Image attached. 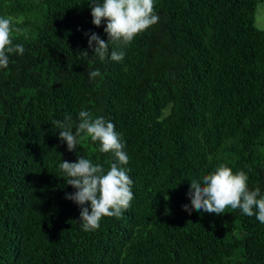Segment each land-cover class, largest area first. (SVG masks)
Segmentation results:
<instances>
[{
    "label": "trees",
    "instance_id": "16d2710c",
    "mask_svg": "<svg viewBox=\"0 0 264 264\" xmlns=\"http://www.w3.org/2000/svg\"><path fill=\"white\" fill-rule=\"evenodd\" d=\"M258 1L154 0L158 22L117 62L88 47L85 32L108 39L88 0H0V17L25 30L12 34L23 54L0 68V264H264L255 215L182 207L191 180L220 164L264 195ZM81 110L115 125L133 181L130 206L92 231L58 165L81 155L106 172L118 161L90 138L71 152L60 141L53 121L70 114L75 133Z\"/></svg>",
    "mask_w": 264,
    "mask_h": 264
},
{
    "label": "clouds",
    "instance_id": "9594fccd",
    "mask_svg": "<svg viewBox=\"0 0 264 264\" xmlns=\"http://www.w3.org/2000/svg\"><path fill=\"white\" fill-rule=\"evenodd\" d=\"M91 7L92 22L100 26L105 22L104 32L108 39L105 41L92 32H85L88 37V47L93 49L94 55L101 61L110 58L112 61H122L126 48L134 37L150 26L156 24L159 17L154 12V0H88ZM22 21H14L11 17H0V68H7L11 54H23L22 44L13 43L12 34L24 33L25 30L16 27ZM27 38V37H25ZM95 42V44H93ZM114 45L111 51L109 45ZM83 57H88L86 50L80 51ZM99 69L89 72V78L101 76ZM79 123L73 132L71 115L63 120H54L59 131V139L66 142L68 151H75L80 140L90 138L100 143L101 152H112L118 162L112 163L105 169L100 164L78 155L75 162L63 160L59 169L67 185L75 191L66 193L65 198L73 201L80 207L78 221L84 231L96 230L100 227V220L104 216L119 217L123 210L130 206L134 197L132 192L133 181L129 177V169L122 167L128 163V156L124 151L125 144L121 134L115 130L111 121L104 117L93 118L88 111L81 110L78 114ZM83 134V135H82ZM79 138V139H78ZM248 175L244 171L233 173L225 164L202 177L193 179L187 196L190 205H182L189 213L192 210L215 213H225L226 208L240 209L247 216H256L264 224V195L259 187L250 190L247 184ZM90 202L89 206H86ZM255 210V211H254Z\"/></svg>",
    "mask_w": 264,
    "mask_h": 264
},
{
    "label": "rangeland",
    "instance_id": "374dc122",
    "mask_svg": "<svg viewBox=\"0 0 264 264\" xmlns=\"http://www.w3.org/2000/svg\"><path fill=\"white\" fill-rule=\"evenodd\" d=\"M253 21L255 27L264 30V0L256 3L253 12Z\"/></svg>",
    "mask_w": 264,
    "mask_h": 264
}]
</instances>
